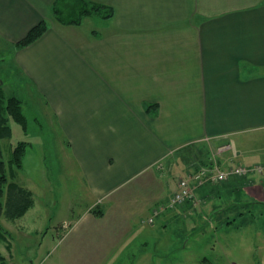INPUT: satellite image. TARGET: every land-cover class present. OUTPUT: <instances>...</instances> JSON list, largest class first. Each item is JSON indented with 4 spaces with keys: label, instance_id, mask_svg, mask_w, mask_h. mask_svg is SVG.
Wrapping results in <instances>:
<instances>
[{
    "label": "crops",
    "instance_id": "crops-1",
    "mask_svg": "<svg viewBox=\"0 0 264 264\" xmlns=\"http://www.w3.org/2000/svg\"><path fill=\"white\" fill-rule=\"evenodd\" d=\"M55 1L0 0V38L57 121L88 196L62 224V262L141 264L159 259V232L173 235L167 254L186 237L225 231L243 239L233 246L246 264H264V174L204 185L169 208L201 166L264 167V0H90L114 17L80 25L55 20ZM43 21L47 32L16 48ZM48 197L47 209L60 211ZM32 211L35 198L11 228L1 224L6 264H17L13 233L33 224L14 227Z\"/></svg>",
    "mask_w": 264,
    "mask_h": 264
},
{
    "label": "rangeland",
    "instance_id": "rangeland-1",
    "mask_svg": "<svg viewBox=\"0 0 264 264\" xmlns=\"http://www.w3.org/2000/svg\"><path fill=\"white\" fill-rule=\"evenodd\" d=\"M90 21L92 20L88 23H91ZM92 22L97 24L95 20ZM13 48L14 46L6 44L0 38V88L5 97H18L23 101L27 129L25 131L21 124L11 120L9 126L12 129V136L1 139L0 148L4 160L9 162L13 158L14 149L22 143L27 144L23 169L17 175V182L33 191L39 210V212H30L28 218L16 222L14 229L19 228L17 225L21 223L29 222L28 224L33 225L26 233L19 234L18 230L13 233L15 262L17 264H32L31 261L34 264H53V262L66 264L62 262L60 256L67 245L68 238H65V235L69 226L62 227V224L67 222L70 225L73 220H76L80 211H83L79 210V205L84 208L88 202V196L85 189L78 184L79 173L68 154L69 149L64 146L63 134L46 106L45 100L35 93L33 85L31 87L29 81L24 79L20 70L13 65L12 56L15 49ZM180 176L179 173H173L174 180ZM47 195L52 203L54 200L57 201L56 207L61 208L60 211L51 210L50 212L47 209L43 203V198ZM64 218L66 220H62ZM215 222L212 221V223ZM0 224L6 228L12 227V223L4 217L0 219ZM245 234L246 231L243 232L246 237ZM171 235L172 233L159 232V259L150 257L149 261L146 260V263L141 264H199L204 257L214 264H246L248 253L233 246L236 239L241 242L243 239L229 232L210 231L204 235L186 237L178 246L179 249L174 250L170 247L169 251L165 250L167 254H164L162 253L164 246L173 241V235ZM25 240L30 243L27 244ZM39 241L45 242L41 250H38L40 245L37 242ZM249 243L251 240L245 241L246 245Z\"/></svg>",
    "mask_w": 264,
    "mask_h": 264
},
{
    "label": "trees",
    "instance_id": "trees-1",
    "mask_svg": "<svg viewBox=\"0 0 264 264\" xmlns=\"http://www.w3.org/2000/svg\"><path fill=\"white\" fill-rule=\"evenodd\" d=\"M53 17L62 24L80 25L86 18L110 20L114 17L113 9L90 0H56L53 5ZM47 21L34 27L28 36L17 43L16 48H26L39 40L48 30ZM23 101L16 97H5L0 88V140L12 136L9 122L15 121L27 129V118L23 112ZM155 106L147 105L150 114ZM26 143L18 145L13 151V158L6 162L0 148V219L8 221L18 220L34 205V196L31 191L15 182V178L22 171L26 154ZM95 214L98 212L95 211ZM0 243H9V235L0 224ZM10 247V245H9ZM0 253V264H6Z\"/></svg>",
    "mask_w": 264,
    "mask_h": 264
},
{
    "label": "built area",
    "instance_id": "built-area-1",
    "mask_svg": "<svg viewBox=\"0 0 264 264\" xmlns=\"http://www.w3.org/2000/svg\"><path fill=\"white\" fill-rule=\"evenodd\" d=\"M228 148L229 146H223L218 151L221 153ZM253 174H264V167L261 165L253 167L235 165L229 169H223L215 163L201 166L198 170L189 172L180 180L179 191L172 196L169 208L183 206L187 201L193 199L194 191L204 185H217L228 182L234 177H249ZM152 222L153 219L150 220V223Z\"/></svg>",
    "mask_w": 264,
    "mask_h": 264
}]
</instances>
